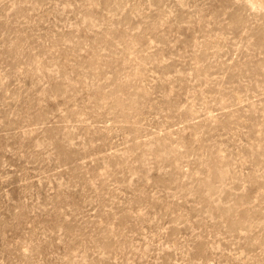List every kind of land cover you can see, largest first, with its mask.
I'll return each mask as SVG.
<instances>
[{
    "label": "rangeland",
    "instance_id": "1",
    "mask_svg": "<svg viewBox=\"0 0 264 264\" xmlns=\"http://www.w3.org/2000/svg\"><path fill=\"white\" fill-rule=\"evenodd\" d=\"M0 264H264V0H0Z\"/></svg>",
    "mask_w": 264,
    "mask_h": 264
}]
</instances>
